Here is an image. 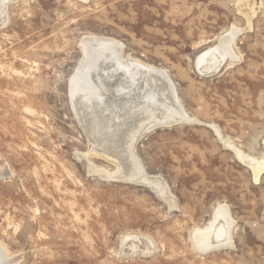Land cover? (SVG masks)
I'll return each instance as SVG.
<instances>
[{
  "label": "rangeland",
  "instance_id": "rangeland-1",
  "mask_svg": "<svg viewBox=\"0 0 264 264\" xmlns=\"http://www.w3.org/2000/svg\"><path fill=\"white\" fill-rule=\"evenodd\" d=\"M0 2L5 264H264V172L256 180L214 128L247 157L264 158V0ZM232 28L239 57L202 75L196 58ZM90 34L166 70L193 118L156 127L136 145L147 171L168 183L173 209L150 186L90 164L116 168L89 153L69 98ZM220 205L234 219L233 244L201 254L193 233ZM130 234L149 237L153 250L124 252Z\"/></svg>",
  "mask_w": 264,
  "mask_h": 264
},
{
  "label": "bare ground",
  "instance_id": "bare-ground-1",
  "mask_svg": "<svg viewBox=\"0 0 264 264\" xmlns=\"http://www.w3.org/2000/svg\"><path fill=\"white\" fill-rule=\"evenodd\" d=\"M0 9L3 11V7ZM237 33L232 28L216 46L196 58L202 75L215 74L226 61L239 57L233 48ZM80 45L82 58L69 82L70 99L89 140V153L112 161L116 167L109 171L90 163L92 168L104 177L150 186L171 209L177 207L166 180L149 173L136 153L137 142L154 128L193 120L180 103L174 80L163 68L124 53V44L114 37L90 34ZM214 128L224 144L252 168L257 180L264 172V158L247 157L217 126ZM233 225L229 207L220 205L209 226L194 231L195 248L202 254L231 246ZM122 245L124 252L147 253L154 248L152 240L140 234L127 235ZM4 253L0 248V264H5Z\"/></svg>",
  "mask_w": 264,
  "mask_h": 264
},
{
  "label": "water",
  "instance_id": "water-1",
  "mask_svg": "<svg viewBox=\"0 0 264 264\" xmlns=\"http://www.w3.org/2000/svg\"><path fill=\"white\" fill-rule=\"evenodd\" d=\"M80 47H81V45H80ZM70 98V97H69ZM71 100V99H70ZM72 103V102H71Z\"/></svg>",
  "mask_w": 264,
  "mask_h": 264
}]
</instances>
